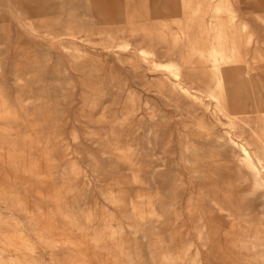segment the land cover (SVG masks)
Segmentation results:
<instances>
[{"label":"rangeland","instance_id":"374dc122","mask_svg":"<svg viewBox=\"0 0 264 264\" xmlns=\"http://www.w3.org/2000/svg\"><path fill=\"white\" fill-rule=\"evenodd\" d=\"M219 2L0 0V264H256L217 202L264 250V190L229 142L263 153L258 88L237 78L231 123L161 66L200 57L177 21ZM224 2L264 64V0Z\"/></svg>","mask_w":264,"mask_h":264},{"label":"bare ground","instance_id":"6f19581e","mask_svg":"<svg viewBox=\"0 0 264 264\" xmlns=\"http://www.w3.org/2000/svg\"><path fill=\"white\" fill-rule=\"evenodd\" d=\"M198 8H194V10L191 11L190 16L187 18V21H185L186 23H184L183 20L177 21L182 33L181 34L174 33L173 37H174V44L179 49L181 48L183 49L187 44H189L192 47L193 51L196 54H198L200 57L188 58V59L187 57L186 58L181 57L179 64L168 63L161 65L163 68L167 69L170 72L171 76L173 77V78L170 77L172 79L173 87L176 90H178L180 94H183L189 98L192 97L197 98L191 93V91L188 88L185 87L184 82H187L188 84L190 83L191 86L198 85L197 82L193 80L192 76L194 75L195 77L196 74H199L198 77L203 80L200 81L201 86L199 85L196 86L198 87V90L206 94L208 97L212 98L213 100H215L219 111L223 113L225 118H227L231 123H233L236 114H234L231 108L228 106V104L231 103V98L229 97L228 90L235 87L237 83L236 82L237 78H243V77L251 78L252 80H254L253 84L258 88L257 95L258 98H260L261 100V103L258 106L257 114L259 113L260 120H262L261 122L264 123V81L263 82L259 81V78H261V74L264 71V64L261 63L262 61L259 62V59L262 58V56H259V54L261 53L259 46L256 47L255 50L256 55L253 56V59L250 60L248 56L249 54H251L250 46L251 44L253 45L252 43L253 36L252 38H249L246 42H244V39L241 35L242 30L240 31V28L243 27L245 29L246 25L242 23L240 24V22H238L237 20L238 15L236 16L235 10L233 9L232 5L228 6L227 2L226 3L224 2L223 4V0H220V2L218 3V5L214 10V15L211 16L209 15L211 19V20L209 19L210 21L207 20V15H208L207 12L201 14ZM222 13H226L227 16L226 17H223V15L221 16ZM194 23L195 24L197 23V29H199L200 32L193 35L191 33L192 31L190 32V29H192L193 27L192 25H194ZM168 50L170 49L168 48ZM189 50H191V48H189ZM233 97L235 98V96ZM238 98H239V94H238ZM229 142L233 150L235 152L236 151L239 152V158L241 164L246 171L245 174L246 180L251 182L255 187V189L264 190V140L262 141L263 153H255V154L251 152L248 146L236 141L233 138H231ZM262 195L264 198V194ZM217 204L220 212L226 213L225 216H223V218L224 217L232 218L230 225L231 228H233L234 230V236H235L234 241L237 245L235 246L238 248H245L247 251L250 252V253L247 252L248 257L245 259L247 260L251 259L252 261H255L256 264L259 257H262L264 259V250L260 249L262 244H260L259 241L256 242L252 236L248 235L249 232L247 233L245 231V229H248L246 221L239 218L237 216V213L236 214L233 213L235 211L230 209L232 208V206L229 203L217 202ZM258 217L259 216H257V218ZM222 220L223 222H225L224 219ZM225 223L228 225L227 221ZM186 233H188V231ZM188 247L190 249V245L189 246L187 245V249ZM237 254H238L237 260L239 263H241V261L244 260L243 250L240 249Z\"/></svg>","mask_w":264,"mask_h":264}]
</instances>
